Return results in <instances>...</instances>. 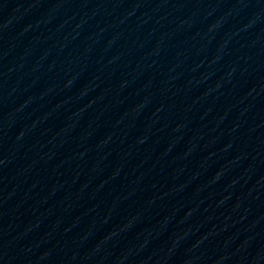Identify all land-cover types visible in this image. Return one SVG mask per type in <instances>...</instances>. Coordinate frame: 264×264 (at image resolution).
Wrapping results in <instances>:
<instances>
[{
    "label": "water",
    "instance_id": "obj_1",
    "mask_svg": "<svg viewBox=\"0 0 264 264\" xmlns=\"http://www.w3.org/2000/svg\"><path fill=\"white\" fill-rule=\"evenodd\" d=\"M0 264H264V0H0Z\"/></svg>",
    "mask_w": 264,
    "mask_h": 264
}]
</instances>
